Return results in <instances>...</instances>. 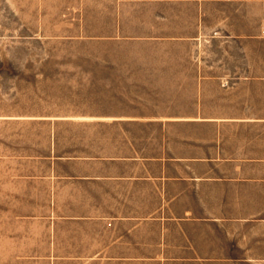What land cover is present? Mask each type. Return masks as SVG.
<instances>
[{
    "label": "rangeland",
    "instance_id": "obj_1",
    "mask_svg": "<svg viewBox=\"0 0 264 264\" xmlns=\"http://www.w3.org/2000/svg\"><path fill=\"white\" fill-rule=\"evenodd\" d=\"M231 35L252 38L240 51H254V70L241 54L228 77L264 82V0H0V264H104L89 244L105 241L95 217L115 210L104 202L115 188L76 179V151L99 141L61 118L120 102L164 112L173 76L122 70H184L203 45L221 49L227 72L231 43L219 40ZM208 36L221 38L194 41ZM201 72L214 74L194 77H222Z\"/></svg>",
    "mask_w": 264,
    "mask_h": 264
},
{
    "label": "crops",
    "instance_id": "obj_2",
    "mask_svg": "<svg viewBox=\"0 0 264 264\" xmlns=\"http://www.w3.org/2000/svg\"><path fill=\"white\" fill-rule=\"evenodd\" d=\"M223 38L231 43L227 72L221 49L203 45L193 46L184 70H122L173 76L164 112L120 102L61 118L76 122V134L99 141L76 151L83 172L76 179L115 188L104 194L115 210L95 217L105 225V241L89 244L90 251L105 252L104 264H264V112L256 109L264 104V82L228 77L240 69L241 54L254 70V51H240L249 36ZM213 56L215 64L205 66ZM203 70L222 77H194L214 74ZM148 126L156 127L154 139Z\"/></svg>",
    "mask_w": 264,
    "mask_h": 264
}]
</instances>
